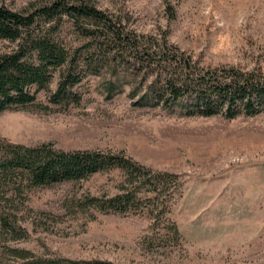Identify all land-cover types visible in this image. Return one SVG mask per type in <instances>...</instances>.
<instances>
[{
    "label": "rangeland",
    "instance_id": "1",
    "mask_svg": "<svg viewBox=\"0 0 264 264\" xmlns=\"http://www.w3.org/2000/svg\"><path fill=\"white\" fill-rule=\"evenodd\" d=\"M46 1L0 4L31 13ZM85 1L120 21L131 46L155 42L189 57L198 72L234 68L264 76V0ZM45 24L78 47L80 59L109 56L78 85L77 105H49L55 75L34 106L0 113V139L123 151L151 172L176 175L178 187H168L159 202L144 193L150 201L125 215L97 213L85 201L116 194L119 171L27 191L24 202L15 199V228L25 233L13 239L0 227V264L22 263L10 249L38 264H264V115L228 120L148 104L159 66L135 62L127 46L98 39L93 21ZM9 48L0 41V52Z\"/></svg>",
    "mask_w": 264,
    "mask_h": 264
},
{
    "label": "trees",
    "instance_id": "2",
    "mask_svg": "<svg viewBox=\"0 0 264 264\" xmlns=\"http://www.w3.org/2000/svg\"><path fill=\"white\" fill-rule=\"evenodd\" d=\"M64 17L93 21L100 30L98 39L127 46L133 51L135 62L140 58L147 66H159L144 97L148 104L169 110L178 108L188 116H222L228 120L264 115V76L234 68L198 72L189 57L155 42L134 40L131 46L129 37H123L121 22L112 20L85 0H48L31 13L15 12L0 4V41L10 47L0 52V113L34 106L37 95L47 90L55 75L57 83L48 95L49 105L62 108L77 105L78 85L87 74L102 69V58L106 60L109 56L106 52L101 51L102 58L93 59L86 53L80 59L78 47L60 40L58 29L45 24ZM49 105L40 108L49 110ZM110 171H119L123 176L117 193L85 199L87 206L97 213L125 215L137 211L150 201L144 193L152 192L155 197L151 200L159 202L168 187L178 185L176 175L151 172L123 151H63L49 143L24 146L0 139V227L13 239L25 233L15 228V199L24 202L27 191ZM10 252L22 260L14 264H38L28 259L29 253L24 250L10 249Z\"/></svg>",
    "mask_w": 264,
    "mask_h": 264
}]
</instances>
